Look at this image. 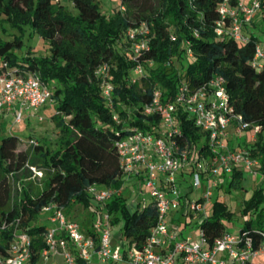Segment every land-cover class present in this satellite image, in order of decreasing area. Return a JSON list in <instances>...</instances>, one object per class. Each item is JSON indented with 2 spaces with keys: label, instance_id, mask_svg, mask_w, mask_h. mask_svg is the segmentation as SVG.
Returning <instances> with one entry per match:
<instances>
[{
  "label": "trees",
  "instance_id": "obj_1",
  "mask_svg": "<svg viewBox=\"0 0 264 264\" xmlns=\"http://www.w3.org/2000/svg\"><path fill=\"white\" fill-rule=\"evenodd\" d=\"M72 1L76 12L60 0H0V72L20 67L38 73L52 89L56 109L52 118L61 130L53 142L46 137L0 134V255L7 254L17 229L27 230L33 240L29 264H38L48 228L44 222H30L49 202L63 206L67 215L75 211V203L91 207L92 219L96 208L89 186L98 183L118 189L123 185L127 176L116 142L136 125L150 130L159 122L157 113L141 111L157 84L163 89V100L169 101L183 80L196 88L214 75H222L234 110L260 125L256 140L243 146L258 157L256 167L264 172V67L251 62L260 40L250 28L253 19L244 24L246 40H240L216 31L222 0H121L126 10L118 5L110 14L101 11L98 0ZM143 21L150 27L149 49L138 57L145 71L133 82L130 77L137 60L131 48L124 49L120 42L126 30ZM7 24L21 32L30 26L48 40L50 52L37 55L29 48L19 53L23 37L19 33L5 37ZM104 62L110 63L109 79L114 84L112 107L95 73ZM114 111L121 121L114 120ZM176 120L181 129L179 141L189 142L194 153L208 155L207 132L181 106ZM30 165L44 170L39 182L30 177ZM243 174L236 167L230 183L241 185ZM262 199V190L257 188L246 210H256L258 222L248 219L240 231L257 235L264 223ZM106 207L113 224L123 222L122 232L130 245H144L157 219L154 201L132 207L126 194L116 192ZM223 214L230 216L231 211L218 199L212 213L199 222L209 243L228 230ZM86 230L96 234L91 223Z\"/></svg>",
  "mask_w": 264,
  "mask_h": 264
},
{
  "label": "built area",
  "instance_id": "obj_2",
  "mask_svg": "<svg viewBox=\"0 0 264 264\" xmlns=\"http://www.w3.org/2000/svg\"><path fill=\"white\" fill-rule=\"evenodd\" d=\"M119 8L124 11L127 5L121 2ZM219 11L221 17L217 20L216 31L246 40L244 24L257 13L264 17V0H237L234 4L222 0ZM127 34L133 41L132 57L137 60L133 71L143 74L145 65L138 57L149 49L150 27L143 21L139 26L130 27ZM171 36L175 37L174 34ZM188 53L193 56L191 48ZM251 62L257 68L264 67V38L256 43ZM95 73L101 78L102 93L112 107L114 84L109 79L110 63H102ZM130 79L138 81V76L132 73ZM163 96L162 87L155 85L152 99L141 109L145 114L157 113L160 116L158 123L150 130L136 125L116 142L123 173L126 176L139 175L156 205L157 219L144 245L112 247V215L106 204L117 191L114 187L93 183L88 191L98 203L92 221L96 234L85 232L80 221L70 218L63 206L51 201L43 208L51 212L50 219L54 224L44 233L45 245L40 251L42 260L61 252L64 264H82L90 261L96 252L101 259H109L110 264H176L178 260L183 264H253L257 257L264 256V223L257 235L247 230L234 232L228 229L209 243L202 228L198 237H184L180 235V224L169 219L171 212L179 211L185 203L182 189L177 185L178 172L184 166L191 171L193 186H200L203 179L208 181L204 195L190 198L185 209L187 214L203 216L207 215L206 203L213 194L209 187L217 184L216 177L220 172H232L236 167L257 172L259 159L253 157L247 148H235L227 137L234 123L238 133L251 130V140L254 141L260 125L245 120L234 110L225 78L219 74L196 88L183 80L174 99L165 101ZM53 102L51 87L38 73L20 67L0 72V111L13 112L16 121L23 119L24 108ZM179 106L193 118L196 126L207 132L209 153L205 157L202 153H194L189 142L182 144L179 141L181 129L176 120ZM113 118L121 121L115 111ZM30 167L37 178L44 175L42 168ZM32 242V235L27 230L17 229L7 254L0 255V264H29ZM220 251L226 255L218 257Z\"/></svg>",
  "mask_w": 264,
  "mask_h": 264
},
{
  "label": "rangeland",
  "instance_id": "obj_3",
  "mask_svg": "<svg viewBox=\"0 0 264 264\" xmlns=\"http://www.w3.org/2000/svg\"><path fill=\"white\" fill-rule=\"evenodd\" d=\"M57 1V0H53ZM66 6L69 7L70 10L76 12L77 8L73 4L72 0H60ZM100 3L101 11L105 14H110L115 6L121 4V0H98ZM257 18L255 22V27L259 32L262 33V40L264 38V19L258 18V14L254 16ZM253 18V19H254ZM262 18V16H261ZM8 33L4 34L5 37L13 36L14 34H21L24 40V43L19 50V53L26 52L29 48L31 49V53L37 55H43L50 52V46L48 40L44 39L37 32L33 31L30 26H25L23 32L19 28H13L7 24ZM132 38L127 34V30L123 37L121 38L120 44L124 49L131 48ZM135 76H138V73L133 71ZM23 119L21 121L15 120V115L13 112H8L7 110L1 111L5 113L0 117V134L4 133H16L22 136H36V137H46L50 142H53L58 138L60 134L59 125L53 120L52 114L56 111L54 103H46L40 107H28L23 109ZM42 117V118H40ZM128 123V120L125 122ZM239 140V144L235 145V148L244 149L246 147V140L241 138V136L231 135V138L228 139V142L231 145L233 144V140ZM205 138L203 137L202 141ZM55 145V144H54ZM57 145V144H56ZM55 145V146H56ZM244 145V146H243ZM58 146V145H57ZM258 158V157H257ZM237 169H241L244 171L243 178L241 181V185L235 186L230 183V178H227L224 181H219L218 185H211L209 188L212 190L213 194L211 198L206 203L208 214L212 213V207L216 200H221L225 203L227 209L231 211V215L223 214V220L229 230L237 232L240 228L246 223V220L251 219L253 224L258 222L257 211L252 210L251 208L246 210L247 203L255 190L257 188L262 190L264 195V172L257 169V172H253V170L237 167ZM44 176V175H43ZM31 178H35L39 180L34 173H31ZM133 175L127 176L125 182L120 188H115L117 192H122L127 195L128 203L135 207L138 202L141 204H147L151 201V195L149 192V188L144 185L142 178L138 177L134 180ZM193 181V176L189 172L182 174V172H178L177 185L184 191V193L188 192V195L184 197V200L188 198V196L192 198H200L204 195V193L208 189V181L203 179L202 184L200 186H193L191 183ZM264 199H262L263 201ZM187 200H185L186 202ZM264 204V203H263ZM187 202L182 204L180 207L181 210L186 209ZM66 214L68 211L65 209ZM93 210L90 207L81 206L79 212L73 215V218L80 221L82 226L86 229L89 221L91 220ZM51 212L48 210L41 211L30 223L36 224L38 222H44L47 225L54 224V221L50 219ZM183 220L187 216V214H183ZM95 215H93V218ZM170 217V215H169ZM88 219V221H87ZM186 224L180 222V227H182L184 234H188L191 232L193 235H197V231L199 230L198 223L202 220V217L199 215H189L186 217ZM120 226L123 224L121 221ZM226 255L223 251H220L217 256ZM89 264H110L109 259L98 260L95 256L90 261ZM239 264V263H236ZM253 264H264V256L257 257Z\"/></svg>",
  "mask_w": 264,
  "mask_h": 264
},
{
  "label": "crops",
  "instance_id": "obj_4",
  "mask_svg": "<svg viewBox=\"0 0 264 264\" xmlns=\"http://www.w3.org/2000/svg\"><path fill=\"white\" fill-rule=\"evenodd\" d=\"M257 14H258V18H259V20H260V19H261V20L264 19V17H263L260 13H257ZM261 16H262V18H261ZM253 18H254V17H253ZM256 21H257V18H254V19H253V22H254V23H253V24L250 23L249 25H250V28H251L252 30H254L255 33H257V34L259 35L260 40H261V38H262L263 36H262V33L259 32V31L255 28V27H257V25H255V22H256ZM4 114H5V113H2V112L0 111V117L3 116ZM250 133H251V130H249V129H246V130H244L243 132L238 133L237 130H236V125L233 123V124L230 126V128H229V135H228L227 139L231 138V135H236V137H237V136H241V138L245 139L246 141H248V140L250 141V139H251ZM233 144H234V145H238V144H239V140L234 139V140H233ZM188 171H189V169H188V166H187V165L184 166V167L180 170V172H182V174H184V173H186V172H188ZM232 172H233V171H232ZM232 172H225V171L220 172L219 175H217V177H216V178H217V184H216V185L219 184V181H220V180H221V181H224V180H226L227 178H230ZM131 175H133L134 180H136L138 177H140V176L137 175V174H131ZM133 177H132V178H133ZM135 177H136V179H135ZM140 178H141V177H140ZM101 186H104V185L101 184ZM182 192H183V194H185L183 190H182ZM190 198H192V197L188 196V198L185 199V200H187L186 202H188V200H189ZM185 200H183V202H185ZM93 201H94V203H95V208H97L98 203H97L94 199H93ZM186 202H185V203H186ZM185 203H184V204H185ZM74 205H75V211H73L70 215H68L70 218H73V215H74V214H77V213L79 212L81 206H83V205H81V204H79V203H75ZM181 211H183V210H181ZM207 211H208V210H207ZM207 214H208V212H207ZM94 215H95V214H94ZM189 215H194V214H187V216H189ZM197 215H199L200 217H203L202 214H201V215H200V214H197ZM187 216H186V217H187ZM183 217H184L183 213H180V210H179V211H172L171 214H170L169 219H170L172 222H175V223H178V224H179L180 222H182V221H183V223L186 224L187 219H186V217H185V219L183 220ZM74 219H75V218H74ZM92 219H93V217H92ZM92 219L89 221V223H91V224H92ZM87 221H88V219H87ZM120 222H121V221H120ZM120 222L113 224V236H112V239H111V244H112V247H113V248H115V247H117V246H122L123 248H128V247L131 246V245H130L129 240H128L127 238H125V236L123 235V232H122V225H123V224L120 226V224H119ZM52 225H53V224H52ZM49 226H51V225H48V227H49ZM198 226H199V223H198ZM81 227H82V229H83L85 232H87V230L82 226V224H81ZM199 231H200V227H199V230L197 231V235H193V234H191V232L188 233V234H184V231H183V229H182V227H181L180 235H181V236H184V237H186V236H191V237H193V238H196V237L199 236ZM87 233H88V232H87ZM95 256L98 258V260H99L100 262H101V260H103V259H101V257L99 256V254L96 253V252H94V256H93V257H95ZM109 263H110V261H109ZM38 264H64L62 253L59 252V253H57V254H54V255L50 256L47 260H42V258L40 257ZM87 264H89V261L87 262ZM176 264H183V263H182V260H178Z\"/></svg>",
  "mask_w": 264,
  "mask_h": 264
}]
</instances>
